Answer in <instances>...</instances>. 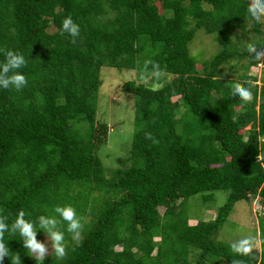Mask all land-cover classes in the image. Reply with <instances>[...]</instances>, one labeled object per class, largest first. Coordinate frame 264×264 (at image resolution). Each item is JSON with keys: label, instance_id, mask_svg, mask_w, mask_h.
Instances as JSON below:
<instances>
[{"label": "trees", "instance_id": "16d2710c", "mask_svg": "<svg viewBox=\"0 0 264 264\" xmlns=\"http://www.w3.org/2000/svg\"><path fill=\"white\" fill-rule=\"evenodd\" d=\"M250 3L0 0V61L8 50L28 59L27 86L0 89V214L11 221L24 210L32 219L71 204L84 223L79 242L66 236L65 258L50 254L44 264H264V217L258 252L239 255L218 240L237 202L264 210V58L247 52L250 42L264 51V40L260 23L247 19ZM67 16L80 26L76 43L61 35ZM197 30L219 47L202 63L189 48ZM238 31L254 38L234 41ZM243 60L240 77H223V66ZM149 61L165 73L153 78L161 86L123 83L135 99L134 133L126 168L105 170L97 155L108 135L96 119L100 71L140 76ZM260 66L258 83L248 72ZM237 84L251 90V102L233 98ZM214 191L228 194L214 219L192 222L179 210ZM7 239L22 264H35L18 235Z\"/></svg>", "mask_w": 264, "mask_h": 264}, {"label": "rangeland", "instance_id": "374dc122", "mask_svg": "<svg viewBox=\"0 0 264 264\" xmlns=\"http://www.w3.org/2000/svg\"><path fill=\"white\" fill-rule=\"evenodd\" d=\"M260 26L264 40V21L260 22ZM247 27L251 29V23H248ZM247 38L253 39L254 35H244L241 31H238L234 36V41ZM189 48L191 55H194L197 61L201 63L210 60L219 50L213 36L206 35L203 30L196 31ZM246 63V60L232 61L222 67L221 73L227 80L237 79L243 74L242 66L246 65ZM262 70L263 67L261 66L260 68H250L248 76L256 77L258 83H260L263 79ZM139 77L137 71L133 70H117L105 67L100 71L101 85L97 96L96 119L107 125L108 135L97 155L105 170L126 168L127 163L122 162V159L127 157L125 154L130 149L135 128V99L133 96L123 93L121 86L128 81L142 83L155 88L161 86L156 84L150 74L147 75L146 81L141 80ZM169 80L171 78H167V81ZM204 196H208L207 201L203 200ZM227 196V192L223 191L197 194L189 197L179 210L192 222H208L215 218L218 209L226 203ZM254 201L251 203L240 201L235 204L233 211L218 234V240L233 246L248 239L253 251L258 252L260 250L261 236L258 218L264 217V210L258 211ZM163 211V209H160V214ZM39 240L49 243L46 236H42ZM51 251V248H49V255ZM219 264H224V262Z\"/></svg>", "mask_w": 264, "mask_h": 264}, {"label": "clouds", "instance_id": "9594fccd", "mask_svg": "<svg viewBox=\"0 0 264 264\" xmlns=\"http://www.w3.org/2000/svg\"><path fill=\"white\" fill-rule=\"evenodd\" d=\"M246 16L248 20L254 23L264 21V0H251L246 8ZM80 26L74 22L71 16L63 19L61 25V35L67 34L71 37V43H76V38L80 35ZM254 43H249L247 52L249 59L254 62H262L264 51L258 50ZM264 63V62H262ZM28 59L22 53L15 50H8L4 60L0 61V89L22 90L28 84V79L23 73V69L27 66ZM151 64L152 71L150 75L160 80L165 76L164 71L159 64L147 62L145 65V73L140 74V79L147 80V67ZM233 98H239L241 101L248 103L253 99L251 90L239 84L235 85L232 90ZM150 138V136H149ZM28 213L19 210L14 219L9 221V217L0 214V264H5L8 258L11 264H22L21 255L17 252L10 251L6 234L18 235L19 241L22 243L25 255L32 258L35 264H44L49 255L51 248V256H55L57 261L63 260L67 255V239L71 236L73 241L79 242L84 231V223L77 208L71 204L57 205L51 214L42 213L35 218H26ZM38 232H43L49 243L42 242L37 239ZM234 251L239 255L252 252L251 244L248 239L233 245ZM239 264V261L234 262Z\"/></svg>", "mask_w": 264, "mask_h": 264}]
</instances>
